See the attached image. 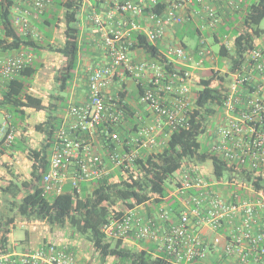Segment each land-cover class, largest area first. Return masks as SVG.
<instances>
[{"label":"built area","instance_id":"built-area-1","mask_svg":"<svg viewBox=\"0 0 264 264\" xmlns=\"http://www.w3.org/2000/svg\"><path fill=\"white\" fill-rule=\"evenodd\" d=\"M10 1L13 28L39 38L31 16L41 15L52 0ZM242 2L86 0L81 10L102 32L107 61L86 70V99L69 106L67 119L56 133L42 176L43 194L55 197L68 186L79 195L81 183L109 175L112 180L120 174L127 178L136 171L138 158L160 149L172 129L187 124L195 102L192 75L187 69L167 70L165 66L188 65L193 54L176 39L165 45L167 34L175 27L195 28L199 64L204 58L213 60L216 55L204 32L213 38L227 14L241 10ZM99 5L104 15L97 11ZM136 36L159 43L165 63L134 60ZM220 43L231 50L234 37L225 34ZM33 60L27 49L0 54V86L19 77ZM129 81L137 88L136 103L142 108L134 110L135 126L126 125L125 106L130 100L119 94L130 93ZM121 125L132 132L118 130ZM102 132L107 156L102 143H96ZM16 136L6 114L0 122V148H8ZM201 140L233 170L230 179L215 178L201 164L183 166L175 173L170 191L178 203L176 211L162 203L150 216L144 206H136L106 223L104 233L151 243L172 264H208L211 258L218 264H264V49L254 46L240 68L228 72L225 99L206 124ZM241 173L249 179L240 178ZM78 258L68 245L53 241L21 253L0 252V264H81Z\"/></svg>","mask_w":264,"mask_h":264},{"label":"trees","instance_id":"trees-1","mask_svg":"<svg viewBox=\"0 0 264 264\" xmlns=\"http://www.w3.org/2000/svg\"><path fill=\"white\" fill-rule=\"evenodd\" d=\"M10 5V0H0V54L21 49L30 50L32 53L46 49L60 54L64 60L63 64L54 70V84L58 92L67 90L77 69L81 50L78 14L83 0H52V6L41 14L44 24L49 25L56 20L51 14V9L63 10L64 41L60 45H42L41 39L18 33L11 23ZM241 9L243 15L240 20L236 23L235 20L227 21L220 29L222 32L213 35V42L219 47L218 56L227 60V71L210 69L207 76H201L197 80L194 107L188 123L172 129L160 149L148 151L142 158H138L135 161L136 171L129 173V177L125 178L120 174L117 180H112V175H109L88 184L81 183L79 195L74 194L68 186L55 197L49 198L43 194L42 176L48 168L51 149L62 119L56 114L51 115L55 106L53 103L45 106L41 98L27 91L29 84L25 80H31L37 66L32 63L21 72L19 77L3 86L0 92V108L8 107L11 115L22 120L25 108L47 112L46 119L34 125V129L43 134L40 148L27 145L23 135L16 137L8 147V149H19L18 145H20V150H23L31 161L28 179L19 182L10 180L1 190L4 195L10 197L11 209L15 211V216L25 222H43L51 229L70 228L73 232L85 236L101 263L113 258L111 264H172L168 256L158 251L153 244L136 241L137 244L127 247L124 245V238L107 236L103 227L112 219L120 217L126 210L136 206H144L150 216L162 203H167L176 211L178 203L170 196L172 181L175 173L188 164L199 165L208 161L215 178L232 177L233 170L225 161L209 151L201 137L206 130V124L219 111L225 99L228 72L239 69L245 54L256 46L257 39L264 36V28L260 27V23L264 20V0H255L246 7L242 4ZM228 31H232L234 35V47L231 50H227L220 43L221 38ZM134 48H141L147 57L159 63L166 61L160 53V44L150 43L143 36L135 37ZM165 68L178 71L185 69L175 63ZM137 87L140 91V86ZM119 94L123 98L131 99V94L127 91H121ZM56 97L62 99L60 106L66 108L61 104L64 102L63 98L59 94ZM136 100L137 98H134L135 102ZM125 108L126 125L128 123L132 126L137 125L134 117L135 108L131 105H126ZM53 110L57 111L56 108ZM118 130L129 134L132 132V129L124 125L118 127ZM102 136H104L103 132L96 143H102L101 148L107 156L109 149L103 144ZM240 175V178L249 179L244 173ZM254 182L256 184V181ZM256 187L259 188L257 184ZM13 220L12 217L5 222L0 221V252H9L8 226ZM209 264L218 263L211 261Z\"/></svg>","mask_w":264,"mask_h":264},{"label":"crops","instance_id":"crops-1","mask_svg":"<svg viewBox=\"0 0 264 264\" xmlns=\"http://www.w3.org/2000/svg\"><path fill=\"white\" fill-rule=\"evenodd\" d=\"M245 1L246 0H243L242 2L243 5ZM102 10H103V7L97 6V11L100 12L102 15H104V11ZM226 12L228 11L226 10ZM242 15H243L242 9L238 12L232 11L231 13L227 14L224 24L220 25L217 31H219L223 26H225L227 21L235 20V23H236L237 20L241 19ZM49 18H51V15H49ZM78 18L80 20V28H81V34H80L81 50H80L77 69L74 73V77H73V80L71 81L70 87L67 89L69 90V95H70L71 100L67 102L66 108H62L60 106V102L62 101L61 98L59 99V97L58 98L56 97L57 95L49 93L50 90L56 89L55 84H54V74H55L54 70L55 68H59L63 64V60H64V58L58 53L51 52L46 49L38 50V51H44L46 53V55L44 56V58L41 59L38 65L34 64V61L36 60V58L33 53L34 60L32 63L33 65L37 66V70L34 73V75L31 77V84H29V87L27 89V91L31 93L32 95L41 98L43 105L50 106V104L53 103V105L55 106H53L52 108L51 115L56 114L58 117L62 119V122L65 119H67V110L71 104L82 103L86 99V95H87L86 70L93 66L104 64L107 61L105 50L102 47V32L100 31V29L88 21L85 10H81L79 12ZM31 21H32L33 26L38 30L40 34L39 39L42 40L41 42L42 45H60L61 43H58V41H61V42L64 41L63 25L61 24L60 26L56 25L55 20L54 21L51 20L52 21L51 24L45 25L43 17L41 15L39 16L33 15L31 16ZM42 27L46 28L45 32L41 30ZM180 30H183L184 33L192 30L197 34L196 29L190 26L175 27L174 29L168 32L167 34L168 41H165L164 44L166 45L168 44L169 41L175 40V39L176 41H179L177 34ZM206 36H208V32H206ZM230 37H234V35H231ZM180 43L183 44L185 47H187L190 50V52H192L193 54V60L191 63H189L188 65L183 64V63L179 64L185 69L190 71L192 75V82H191V90H192L195 86H197V80L201 77L199 76L198 71L207 72L209 70V67L201 68L205 60H203L202 63L199 64V59L197 55L195 54L196 45L195 46L186 45L182 41H180ZM255 45L259 48L264 49V36L257 39L255 41ZM131 55L134 60L150 59L149 57H147V55L141 48L133 49L131 52ZM210 60L212 61V63L222 61L223 63H225L223 64V66L212 67V68H218L224 72L227 71V66H226L227 60L225 58H222L221 60L218 54H216V58H214L213 60L212 59ZM128 84L130 87V94H131V99L128 98L130 100L129 104L131 105L132 108L140 109L141 106H139L134 101V98L137 97V88L135 87L134 83H132L131 81H129ZM2 88L3 87L0 86V92ZM54 108L57 109L56 112L55 110H53ZM2 113H3V117L6 114L10 115L11 123L13 125L14 115H11L7 109H3ZM31 116L35 118L34 123L37 122L35 123L36 125L46 119L47 112L45 110L36 111L32 108H25L23 119L22 120L18 119L19 120L18 122L20 123V125L25 126V124L30 121ZM151 119L152 118L149 117L148 120H151ZM21 130H23V132L27 134V132L24 131L23 127ZM18 133L20 134V132ZM38 133L41 134L40 132ZM41 135H42V140H43V134ZM25 156L27 157L26 153L20 149L0 148V221L2 223V222H5L9 218H12V217L14 218L13 222L10 223L8 226L9 231H10V228L15 227L16 224H19V226L28 227L30 229V232H27V231L25 232V236L23 239L19 241H14V243H12V246H14L15 253L25 252L31 248L37 247L40 244H42L41 241L43 242L48 241V240L51 241L50 239L52 238L49 234H45V232L41 233L40 230L38 233H36L34 229V226L36 224L34 222H29L27 224L25 223L23 219L16 217L15 211L11 209L10 197L8 195H4L1 191L2 188H4L10 180H15L18 182L22 181L17 176V173L22 168V166L20 165V161L24 162V161H27L28 159ZM28 162L29 164L27 165L28 166L30 165V169H31V161L29 160ZM3 166H5L6 168ZM17 219H19V223H17ZM41 236H42V239L39 240ZM134 243L136 242H133V244ZM73 252L77 254V256L79 257L78 258L79 261L81 257L84 256V255H81L77 251H73ZM211 261H213L212 258H211ZM80 263L83 264L81 261Z\"/></svg>","mask_w":264,"mask_h":264},{"label":"rangeland","instance_id":"rangeland-1","mask_svg":"<svg viewBox=\"0 0 264 264\" xmlns=\"http://www.w3.org/2000/svg\"><path fill=\"white\" fill-rule=\"evenodd\" d=\"M94 1V0H92ZM255 0H246L244 2V6H249L251 3H253ZM86 4V0H83V7ZM52 6V5H51ZM52 14L55 16V21H56V25L60 26L63 25V10L62 9H51ZM47 27V26H45ZM42 27L41 30L42 31H46V28ZM260 27L264 28V20L260 23ZM217 32H222L221 30L217 31ZM206 33V32H204ZM226 33V32H225ZM226 35L231 36L233 35L232 31H228L226 33ZM177 37L179 39L178 42H176L177 44H179L180 41H182L184 44L186 45H192L195 46L198 42V35L190 30L189 32H185L183 30H180L177 34ZM207 40L208 43L213 51V53L216 55L218 53V44L213 42V38L212 36L208 35L207 36ZM58 43H62L61 41H58ZM35 58L36 60L34 61L35 65H38L39 62L41 61L42 58H44V56L46 55V53L44 51H35L34 52ZM222 60V58H220ZM205 62L204 64L201 66V68L204 67H220L223 66L222 61L216 62V63H212V61L209 58H204ZM201 64V63H200ZM208 70V71H209ZM207 72L204 71H198L199 76H207ZM26 83L31 84V80H25ZM195 89H197V86H195L192 90L193 92L195 91ZM49 93L57 95L59 94L61 97H63V101L61 104L63 105H67V102H69L70 99V95H69V90H65V91H61L58 92L57 89H52L49 91ZM3 109H7L8 107H1L0 108V122L3 119V113L2 110ZM34 120L35 118L33 116H31V119L28 123L25 124V126L20 125V123L18 122V117L14 116V127L17 131V138L21 137V134H23V136L25 137V139L27 140V145H29L32 148H40L41 144H42V135L39 134L35 129H34ZM212 124V123H211ZM22 127L24 128V131L27 132V134H25L23 132ZM20 132V134L18 133ZM203 137H206V135H204ZM18 148L21 149V146L18 145ZM26 157V156H25ZM27 158V157H26ZM26 160V159H25ZM29 160L27 159V161H20V165L22 166V168L19 170V172L17 173V176L20 178V180H24V179H28L29 178V172H30V165L28 166L27 164H29L28 162ZM5 167V166H3ZM8 167V166H7ZM201 167L204 171L208 172L209 174L211 173V164L210 162H206L201 164ZM6 168V167H5ZM17 177V178H18ZM17 223H19V219H17ZM25 223H29V222H25ZM36 225L34 226V229L36 231V233L40 232L45 234H49L52 238L50 239L53 242L56 243H61V244H66L68 245L73 251H77L79 252L81 255H84L81 257L80 261L83 264H111L113 258H109L108 261L106 263H101L100 260L98 259L97 253L93 250L90 242L88 241V239L78 233L73 232L70 228H66V229H51L48 225H46L43 222H39V221H35L34 222ZM30 232V229L28 227H23V226H19V224H16L15 227H11L10 228V233L8 235L9 238V251H14V246H12V243H14V241H19L21 239L24 238L25 236V232ZM42 239V236L39 238V240ZM49 241V240H48ZM46 241V242H48ZM42 243H44L43 241H41ZM137 244V243H134ZM133 242L131 241H124V245L125 246H132L134 245ZM211 262V260L208 261V264Z\"/></svg>","mask_w":264,"mask_h":264}]
</instances>
